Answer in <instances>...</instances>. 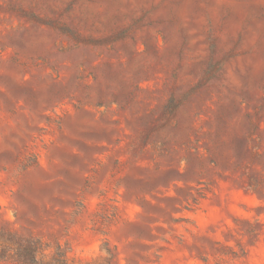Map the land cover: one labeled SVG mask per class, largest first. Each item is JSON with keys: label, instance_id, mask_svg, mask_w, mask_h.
I'll use <instances>...</instances> for the list:
<instances>
[{"label": "rangeland", "instance_id": "rangeland-1", "mask_svg": "<svg viewBox=\"0 0 264 264\" xmlns=\"http://www.w3.org/2000/svg\"><path fill=\"white\" fill-rule=\"evenodd\" d=\"M0 230L264 264V0H0Z\"/></svg>", "mask_w": 264, "mask_h": 264}, {"label": "trees", "instance_id": "trees-1", "mask_svg": "<svg viewBox=\"0 0 264 264\" xmlns=\"http://www.w3.org/2000/svg\"><path fill=\"white\" fill-rule=\"evenodd\" d=\"M60 251V250H59ZM101 251L105 254L102 264H113V256L106 244ZM0 262L15 264H76L70 261L65 252L48 254L47 248L37 240L18 237L0 230Z\"/></svg>", "mask_w": 264, "mask_h": 264}]
</instances>
